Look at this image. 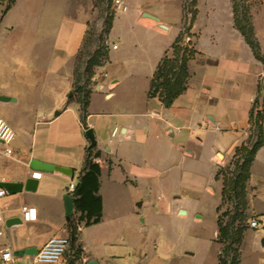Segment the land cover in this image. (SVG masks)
<instances>
[{"label": "crops", "instance_id": "crops-1", "mask_svg": "<svg viewBox=\"0 0 264 264\" xmlns=\"http://www.w3.org/2000/svg\"><path fill=\"white\" fill-rule=\"evenodd\" d=\"M19 1L23 0H13L10 4L9 0H0V27L15 13ZM118 1L125 7L121 10L125 13L127 8L123 0ZM223 1L230 15L224 38L217 30L209 33L207 24L199 23L201 0L197 1V14L190 26L193 36L190 41L197 54L188 63L186 90L169 108H164L157 98H148L147 91L161 58L170 56L171 52L155 46L146 50L138 63L130 61L114 43L113 23L107 39L108 61L95 70L94 87L84 116H81L80 105L69 98L74 82L73 62L87 20L79 11L72 12L73 0H35L36 3H32L37 7L41 3L50 14L46 20L39 17L36 21L38 48L29 53L33 59L28 77L10 85L0 83V119L14 132L11 155L3 156L0 148V188L5 192L0 198L4 225L0 248L8 247L13 264H35L34 255L48 240L69 238L73 227L75 244L80 249L74 264L91 261L121 264V260L127 264H153L140 250L131 261L126 256H116L115 252L97 255L96 248L110 245L109 241L96 239L91 243V237L84 232L100 227L108 196L117 195L121 189L122 193L132 196L134 202L139 201V207L164 193L173 203L180 202L185 186H202L196 173L198 163L207 170L205 180H209L210 185L206 193L212 196L217 189L213 207L217 220L222 182L215 176L219 169L230 166L235 149L249 140V113L258 83L264 85V65L254 58L235 29L230 0ZM175 14L172 22L175 21L177 35L180 6ZM146 15L156 18L160 24ZM42 21L47 22L46 30L40 28ZM132 24L155 35L167 34L171 28V20L164 14L142 8L136 11ZM160 25L166 29H161ZM204 37L208 52L201 49ZM254 37L264 57V27H260L259 21ZM221 40L225 41V51L220 52ZM241 54L245 61L241 60ZM138 90L139 96L136 95ZM260 103L264 108V94ZM88 129L92 130L95 140L92 153L98 154L93 161L100 170L96 195L101 200V217L97 224L86 227L74 210L66 221L63 198L68 195V185L75 186L78 182L90 148L85 137ZM160 141L164 142L163 146ZM32 162L53 169H33ZM137 168L155 174L128 177V173ZM33 174L40 176L34 178ZM246 200V214L256 217L259 227L264 226V145L256 152L249 169ZM177 208L178 215L185 214L181 207ZM24 212L33 220H24ZM216 238L217 225L212 235L216 252L211 264H218ZM72 254L73 251L67 250L60 264H66L69 257L73 259Z\"/></svg>", "mask_w": 264, "mask_h": 264}, {"label": "rangeland", "instance_id": "rangeland-1", "mask_svg": "<svg viewBox=\"0 0 264 264\" xmlns=\"http://www.w3.org/2000/svg\"><path fill=\"white\" fill-rule=\"evenodd\" d=\"M114 1L73 0L72 12L79 11L87 20V28L73 62L77 73L82 71L84 61L97 44L103 46L108 57L107 39L110 31L106 33L108 29L106 21L110 17L113 18L112 24L114 23L112 33L114 43L130 61L136 60L138 63L141 61V56H144L143 53L155 46L164 47L172 53L171 46L179 34L182 38V46L193 48L192 41H190L193 37L190 33V26L193 23H191V13L195 10L197 14L198 0L194 8L190 6L191 0H123L127 8L125 13L115 8ZM230 2L232 8V0ZM233 2L237 8V20L245 28H250L253 35L258 21L260 27H264V0H233ZM32 3H36L35 0L19 1L15 13L0 27V83L2 85H10L28 77V68L32 66L33 59L29 53L32 54L34 49L38 48V42L35 40V33L38 31L36 21L39 17L46 20L50 14V11L44 9L41 3L38 7ZM179 6L181 15L179 31L176 35L177 27L174 26L175 21L172 22V20L176 18L175 9ZM199 7V23L207 24L206 29H209V33L217 30V33L224 38L230 17L225 2L223 0H201ZM141 8L155 13L161 12L165 18L171 20L168 33L155 35L133 25L136 11ZM55 15L58 17V10ZM42 22L40 28L45 29L47 22ZM51 26L50 24V28ZM57 27L56 22L55 30ZM40 31L43 33L42 30ZM44 33L47 32L44 31ZM117 36L119 39H116ZM206 37L200 45L203 51L208 52ZM223 44L225 41L221 40L220 52L225 51ZM240 57L241 60H246L242 54ZM89 87L90 89L94 87L92 82L89 83ZM136 93L137 96L140 95L139 90ZM159 144L163 146L164 142L160 141ZM199 165L200 163H198L196 173L200 177L199 182L202 186L199 188L195 184L185 186L182 200L173 203L171 199V210L169 211L159 210L158 200L153 197L145 206L139 207L137 206L139 201L134 202L132 196L122 193V189L118 190L117 195L110 194L106 200L100 227L84 232L91 237V243L96 239L109 241L110 245L96 248L97 255L115 252L116 256H126L131 261L140 250L153 264H211L212 256L216 252V243L212 242V235L216 230L213 207L217 198V189H214L215 193L212 196L206 193L205 189L210 185L209 180H205L208 174L206 168ZM177 207H181L185 214L178 215ZM225 209H230L226 203L223 204L220 212ZM247 216L248 219L245 222L247 231L243 234L239 262L240 264H264V247L260 245V240L264 238V226L257 229L249 228V222L256 220V217L249 214ZM221 247L219 244V252ZM120 263L127 264L128 262L121 260Z\"/></svg>", "mask_w": 264, "mask_h": 264}, {"label": "trees", "instance_id": "trees-1", "mask_svg": "<svg viewBox=\"0 0 264 264\" xmlns=\"http://www.w3.org/2000/svg\"><path fill=\"white\" fill-rule=\"evenodd\" d=\"M13 0H9V4ZM197 0H191L190 6L195 7ZM8 4V5H9ZM6 6V10L9 6ZM233 22L235 29L244 38V41L251 49L254 58L264 65V57L259 52V46L250 28H245L237 20V8L232 0ZM196 11L191 13V23L194 21ZM113 18L107 19V31L111 29ZM181 35H177L171 46V57L161 58L149 83L147 91L148 98H157L164 108H169L173 101L186 90L189 78L188 63L193 60L197 52L189 46H182ZM108 61L103 46L97 44L94 50L88 54L84 61V67L80 73L74 70L73 90L69 101H75L80 105L81 116L85 115L88 106L91 89L89 83L95 75L94 69L101 67ZM264 94V85L260 82L257 85L256 96L249 113L248 124L251 135L245 145H241L234 151L233 158L228 168H221L215 178H220L222 182L221 202L217 207V238L221 250L218 255V264H240V246L243 234L247 231L245 222L248 219L246 214V182L249 177V169L254 160L255 154L264 145V108L260 103V98ZM93 148H89L84 158L80 176L74 191L68 194L72 198L74 212L79 214L78 220L84 222V226L97 224L101 217V200L98 197V177L99 167L94 163L98 157L97 153H92ZM228 204L230 209L220 210L223 204ZM68 251H73V259H67L66 264H74L80 254L79 247L75 244V228L70 231ZM65 255V254H64Z\"/></svg>", "mask_w": 264, "mask_h": 264}, {"label": "built area", "instance_id": "built-area-1", "mask_svg": "<svg viewBox=\"0 0 264 264\" xmlns=\"http://www.w3.org/2000/svg\"><path fill=\"white\" fill-rule=\"evenodd\" d=\"M115 8L117 10H125V7L122 6V3L118 0L114 1ZM41 119H44L42 117ZM217 130L218 128L215 127ZM14 132L12 129L0 119V148L1 153L5 157L11 155L10 144L13 141ZM155 173L145 170V169H135L131 170L128 173V177H148L154 175ZM40 174H33L34 178H38ZM75 186L69 184L67 187V193L71 194L74 191ZM153 189V188H152ZM154 190V189H153ZM5 195L3 189L0 188V198ZM158 209L161 211L171 210V198L167 193H164L158 197ZM24 220H33V218L28 217V212H24ZM249 228L257 229L259 224L256 220H251L249 222ZM4 234V225H3V215L0 210V236ZM69 246V239L67 237H54L46 242V244L40 248L33 257V262L35 264H60L61 259L63 258L65 252ZM0 264H13L12 263V254L8 247L0 248Z\"/></svg>", "mask_w": 264, "mask_h": 264}, {"label": "water", "instance_id": "water-1", "mask_svg": "<svg viewBox=\"0 0 264 264\" xmlns=\"http://www.w3.org/2000/svg\"><path fill=\"white\" fill-rule=\"evenodd\" d=\"M147 17L150 18V19H152V20H154L155 22L159 23V21L156 18L151 17V16H147ZM160 28L163 29V30L166 29L162 25H160ZM85 137L90 142L89 147L90 148L94 147L95 146V140H94V137H93L92 130H90V129L86 130L85 131ZM40 165L37 164V162H32L31 165H30V167L33 168V169L40 168L41 170H47V171H51L53 169V168H51V166H45V165H41L40 166ZM63 209H64V214H65L66 221H69V219H70V217L72 215V212L74 210L73 203H72V198L69 195H66L63 198ZM260 245H261V247H264V238H262L260 240ZM87 264H96V263L91 261V262H88Z\"/></svg>", "mask_w": 264, "mask_h": 264}]
</instances>
